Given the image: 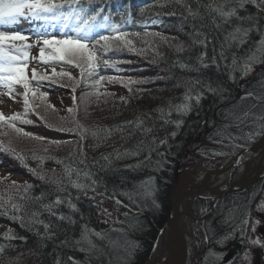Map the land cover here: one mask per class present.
<instances>
[{
  "label": "trees",
  "instance_id": "trees-1",
  "mask_svg": "<svg viewBox=\"0 0 264 264\" xmlns=\"http://www.w3.org/2000/svg\"><path fill=\"white\" fill-rule=\"evenodd\" d=\"M163 2L164 0H109L106 5H101L117 19H119L118 13L131 12L133 23L127 26L129 31L160 33L168 38V43L163 42L159 37L145 38L152 42V46L162 54L159 57H156L151 50L145 57L126 50L109 53L115 59L130 61V63L118 64L117 67L121 69L119 72L112 68L101 69V73L106 76L145 80L147 83L133 87L146 89V91L139 92L133 98L127 88L120 83L102 82L104 86L99 88V92L114 95L101 96L99 103L96 102L95 96H89L87 98L89 106L85 114L80 97L82 91H91L90 88L86 89L84 84L80 83L73 91V81H69L67 77H52V73L49 76L51 79L41 81L43 87L39 89V92L45 88L69 95V103L63 109L55 108V112L52 109L47 110L46 116L49 123L59 124L60 117L69 115L66 110L77 106L79 108L77 119L85 128L112 129L113 131L106 139L103 138V133L100 134V138H94L89 132L87 139L82 142L85 153L82 157L76 149L78 136L75 133L46 127L45 123L32 112L27 118L34 123L18 124L26 132L62 143L59 146L48 145V151L45 152L40 142L20 137L27 139L26 143L19 144L17 147L12 144V147L24 155L23 161L9 153L0 152V156L4 157L2 159L0 157V163L6 159L16 168L15 174L21 175L20 179H14L13 173L0 172V196L5 199L11 196L12 202L23 205L25 211L18 215L24 216L25 220L33 211H38L39 219L52 225L50 232L53 238L41 239L36 235L37 230L43 232L42 225L22 226L19 221L12 219L13 213H9L8 216L0 215V245L6 246V254L0 256V264H9V261L11 264H54L57 259L61 264H72V261L68 259L69 256L73 257L78 264H149L158 248L154 250V246L157 244L159 246L161 239L165 237V223L170 209V192L180 166L186 163L195 151L203 159H215L222 156L218 153H223L224 148L235 147L238 150H234V154L230 156L233 157L253 146L263 136L255 135L251 140L242 138L249 132L258 130L259 124L262 123L255 117L264 116V100L253 97L264 94V63H253L251 71L246 75L242 73L241 65L249 49H253L256 42L264 35V14H259L258 9L253 5L245 4L242 9L237 7V14L242 17H253V20L233 19L230 24L224 25L221 29H215L208 18L201 21L199 17L193 19L189 16L185 20L187 12L179 5L172 6L176 9L177 15L165 14L170 9L160 8L159 4ZM186 2L193 10L198 7L195 0H186ZM203 2L207 3L208 0ZM141 8L145 9L144 15L140 13ZM157 12L161 14L156 15ZM200 12L203 14L204 10L201 8ZM153 19L157 23L153 24L151 22ZM202 23L207 24V27L201 28ZM18 24L11 27H16ZM192 25L200 28L207 35L205 44L193 43L194 40H200L203 37L193 35ZM238 25L243 28L251 26L252 31L247 37V43L239 47L233 43L229 49L225 45L224 37ZM53 28L60 31L58 26ZM170 44H182L185 50L177 53L174 47L169 46ZM221 45H225L224 50L227 56L225 60L219 58ZM140 46L142 45L137 43V47ZM202 53L208 64L207 68L200 66L197 62L196 58ZM233 53L238 61L235 71L232 70L231 64ZM213 56L217 58L219 66L212 63ZM153 58L158 63H150L149 61ZM176 60L193 66L195 70L189 71L179 68L178 65L174 66ZM65 70L70 71L75 80H80L79 69L66 66ZM60 71L61 68L57 66L56 72ZM230 72L234 79L229 78ZM159 77H166V79L162 80ZM197 79L202 83L193 89V95L197 91H203L200 103L196 104L195 100H192L190 111L182 113L173 110L168 116L169 102L173 105L182 103L186 82ZM53 80L57 82L53 83ZM178 84L179 87H177ZM209 84L223 91L216 94L208 92L206 85ZM249 92L253 93V96L242 99ZM120 97H128L129 102L123 103ZM46 102L49 104L47 97ZM39 103L38 100L37 104ZM21 104L23 109V100ZM160 108L165 110L163 119L161 113L157 111ZM36 111L45 114L43 108L38 107ZM245 112H250L251 115L238 120L237 117H242ZM137 117L144 121L143 127L152 128L153 131L145 134L143 127L138 129L134 124L116 130L118 125H125L127 121H134ZM165 119L170 123L166 124ZM177 122H180L179 126ZM63 126L70 128L73 125L65 121ZM173 132L175 136L171 135ZM218 132L224 135L230 133L235 139L222 140V136L217 135ZM153 137H156L158 141L166 139L167 143L150 144ZM0 140L7 142L3 136H0ZM138 147L141 149L139 155H124L126 151L128 153L137 151ZM149 148L152 149L150 160L146 159L149 156ZM33 152L45 157L40 167H38L40 161L32 159ZM74 152L75 155H73ZM102 156H108L109 160L102 159ZM56 159L62 160L63 164H57ZM81 159H85L84 164L79 162ZM65 165L81 170L79 181L81 183L91 184V181L83 177V172H90L92 178L97 181L94 186L96 191L89 188L85 194L68 184L67 180L63 185L65 190L58 191L53 183L39 179L29 170L43 171L52 177V170L55 169V176L63 178ZM73 179H76L75 173ZM13 181L17 184L31 185L30 195L33 197L44 193L46 198L43 203L45 204L51 203L59 195L65 202L53 211L71 217L75 223L58 220L56 216H51L46 210L40 208V205L32 199L20 200L19 196L23 194V189L18 192L12 187ZM144 181H150L147 187L152 191V195L145 194V188L142 187ZM129 194L132 195L135 203L129 199ZM263 194L264 179L249 189L232 192L222 197L212 213L197 222L199 231L195 235L198 244L201 238L204 242L198 264H222L223 258L229 251L233 254L230 264L238 261L246 247L254 210ZM153 199L159 207L153 205ZM68 200L76 205L78 211L68 207ZM100 200L111 202L122 210L123 220L114 225L103 222L100 217ZM182 205L185 206L184 211L197 219L211 210V202L207 200L192 198L185 200ZM245 218L248 219V224L243 225L242 232L241 221ZM195 223L192 222V225ZM83 225H87L95 232L104 233L107 237L101 240L90 236L97 246L91 253L80 251L79 246L75 244V241L80 239ZM8 229H11V234L18 238L5 239L4 233ZM65 240L67 242L63 243ZM109 241L115 243L110 244ZM186 264H189V256H187Z\"/></svg>",
  "mask_w": 264,
  "mask_h": 264
},
{
  "label": "snow or ice",
  "instance_id": "snow-or-ice-1",
  "mask_svg": "<svg viewBox=\"0 0 264 264\" xmlns=\"http://www.w3.org/2000/svg\"><path fill=\"white\" fill-rule=\"evenodd\" d=\"M109 0H0V88L7 89V94L15 101L17 96L21 97L23 100V112H15L10 116H5L3 112H0V136L8 137L7 142L0 140V152L9 153L14 156V158L23 161L25 159L24 155L17 152L15 148L12 147V139L19 137H26L35 141L40 142L43 145L42 150L47 152L48 145H57L59 146L61 141H50L46 137L37 136L33 133L24 131L23 128L19 127L18 124H32V120L28 119V114L32 112L37 116L39 120L45 123L46 127L55 128L58 131H67L73 132L78 136L76 141V149L80 156H85L82 148V142L87 139V135L91 132V135L94 138H100V134L103 133V138H107L111 135L112 129H97L91 130L85 128L79 123L77 119L79 108L74 106L67 109V117H60L59 124H51L47 120V110L52 109L55 112V107L46 102L47 93L39 92V89L43 87L41 81L49 80L51 77L46 74L37 73L36 68L32 69V76L29 79L26 75V68L29 63V52L36 45H42L39 47V62L50 67L52 71V77H67L69 81H73V91L75 87L79 86L80 83H83L85 88H90L91 91H82L80 97V103L84 105L83 111L87 114L88 102L87 98L89 96H95L96 102H100V97L108 95L107 92H99V88L103 87L102 82L111 83H120L123 87L127 88L130 96L135 98L137 94L141 91H146V89H134V85L147 83L145 80H135L131 77H116V76H106L101 73L102 68H112L115 71H121L117 67L118 64L130 61H121L115 59L109 55V53H119L122 51L133 52L141 57L148 55L149 50L155 53L156 57L161 56L162 54L157 51L156 47L152 46V42L145 39L146 37H159L163 42L168 43V38L162 36L160 33H149L147 31H129L128 25L133 23L132 13L131 12H121L117 15L119 19L112 15V13L107 11L106 7L101 5H106ZM197 8H193L186 2V0H164L163 3L159 4L160 8L170 9L167 13L169 16L177 15V11L173 8V5H179L186 12L187 16L184 17L186 20L189 16L193 19L199 17L201 21H204L206 18L210 19L211 25L215 29H221L224 25H228L232 22L233 19L237 21H242L245 19L253 20V17H242L237 14V7L244 8L245 4H251L256 9H258L259 14H264V0H208L207 3H204L203 0H195ZM203 9V14L200 12V9ZM141 15H144L145 9H140ZM161 13L157 12L156 15ZM20 18L30 19L33 21H40L43 24L50 25L52 27L59 28V35L48 33L47 31H42L37 34L35 37H29L17 30H13L10 26L16 24ZM153 24L157 23L156 20L151 21ZM194 28L193 35L196 37H203L200 40H194L193 43L205 44L208 37L207 35L196 28L195 25H192ZM207 27V24L202 23L201 28ZM67 29V31H65ZM252 31V27L243 28L241 26H236L232 31L227 32L224 37L225 45L230 49L235 43L237 47L247 43V37ZM29 39H34L36 44L26 43ZM175 39V38H173ZM139 43L140 47H137ZM221 45V51L219 53L220 60L227 59L225 55L224 47ZM174 47L177 53L183 52L184 46L182 44L169 45ZM47 53V54H45ZM31 59L35 60L36 57ZM197 62L200 66L207 68L208 64L205 62L204 54L202 53L197 58ZM150 63L156 64L158 61L153 58L149 61ZM260 62L264 63V35L261 36V39L256 42L253 49H249L246 53L244 62L241 65V70L243 74H247L251 71L252 64ZM212 63L217 64V58L213 56ZM232 70L235 71L238 64L237 57L235 53L232 55ZM178 65L181 69H186L189 71L195 70L193 66L183 63L180 60H176L174 66ZM59 66L61 71L56 72V67ZM71 67L79 69L80 80H75L70 71L65 70V67ZM217 66H219L217 64ZM160 79H166V77H159ZM229 78L234 79L231 72L229 73ZM35 82V83H33ZM53 83L57 82L56 80L52 81ZM202 82L197 79L195 81H188L185 84V92L183 95V102L180 104L173 105L169 102L167 115L170 116L172 111L187 113L190 111L192 105L191 101L195 100L196 104L200 103V100L203 96V91H197L193 95V89L201 84ZM18 86V88H17ZM180 85L178 84L177 87ZM21 89V90H18ZM206 90L211 93H218L223 91V89H218L212 87L210 84L206 85ZM39 93V94H38ZM253 96V93L249 92L242 99H247L248 97ZM43 98V99H41ZM254 99L264 100V94L260 96H254ZM40 101L37 104V101ZM120 100L127 104L129 102L128 97H120ZM75 101V97H74ZM2 102V101H0ZM43 108L45 114L37 112L36 108ZM255 107V105H253ZM161 113V118H164L165 110L163 108L158 109ZM251 115L250 112H245L242 117H237L238 120H243ZM256 120L262 121L259 124L258 130H253L247 134L246 137H242L246 140H251L255 135H264V116L255 117ZM68 121L73 126L70 128L64 127V122ZM166 124L170 121H164ZM180 122H177L179 126ZM135 125L136 128L143 127L144 121L137 117L134 121H127L125 125H118L116 130H121L123 127L128 125ZM227 126H225L226 128ZM14 134V137L9 136V131ZM152 128L143 127V132L145 134L151 133ZM175 136V132L171 134ZM217 135L222 136L223 139H235L231 134L224 135L221 132H218ZM222 140L220 142H222ZM165 144L167 143L166 139L157 140L156 137L150 141V144ZM143 144V141H141ZM239 146V145H237ZM151 148H149V156L146 159L150 160ZM141 149L138 147L137 151L128 153L127 151L124 155H139ZM76 153L74 152L73 155ZM223 154V153H218ZM119 156V154H118ZM48 159H55L54 157H47ZM33 160H39L40 167L43 165L45 157L36 155L33 152ZM102 159L109 160L108 156H102ZM81 164L85 163V159L79 161ZM57 164H63L62 160L56 159ZM98 163V161H97ZM34 175H37L41 180H48L53 183L58 191H64L63 187L64 181L67 180L68 184L72 187L84 192L86 194L87 190L91 188L92 191H96L95 185L97 181L92 178L90 172H83V177L86 180L91 181V184L81 183V170L73 168L71 165H65L63 170V178H57L55 176L56 170L53 169V176L49 177L46 172H37L36 169H29ZM75 173L76 179H73V174ZM150 181H144L142 187L145 188L146 195H152V191L148 190V185ZM12 187H14L18 192L23 189V194L19 196L20 200L32 199L40 205V208L46 210L51 216H56L58 220L65 221L67 220L70 224H74L75 221L71 217H66L63 214H58L53 211L54 208L63 204L65 201L57 195L56 198L49 204L43 203V200L46 198L44 193H41L39 196H31L30 192L32 189L31 185L28 184H17V182H12ZM129 199L135 203V200L132 198V195L129 194ZM117 203H120L117 201ZM152 203L154 206L159 207L156 203V200L153 199ZM68 207L73 211H78L76 205L67 201ZM261 212H264V205H261L258 209ZM24 206L20 203L12 202V197L9 196L5 199L3 196H0V215L8 216L9 213H13L12 219L17 220L21 223L22 226H33V225H42L43 232L39 230L36 231V235L41 239H52L53 234L50 232L52 225L45 223L43 220L39 219L40 213L38 211H33L31 215L25 220L24 216L18 215L21 212H24ZM106 211V210H105ZM110 215V214H109ZM127 215V213H125ZM248 224V219L245 218L241 221V231L243 232V225ZM254 230V226H253ZM90 236H95L101 240L106 239L104 233L95 232L88 228L87 225L82 226V231L80 239L75 241V244L79 246L80 251H87L91 253L94 249L97 248L96 244L90 239ZM5 239H17L11 234V229H8L4 233ZM22 239V238H21ZM65 240L63 243H66ZM110 244L115 242L109 241ZM252 245H259L264 247V242L259 239L250 240ZM86 246V247H85ZM158 247V244L154 246ZM6 254V246L0 245V256ZM72 264H78V262L71 256L68 257ZM244 259H248V253L244 254ZM11 264V261H9ZM54 264H61L60 260L57 259Z\"/></svg>",
  "mask_w": 264,
  "mask_h": 264
},
{
  "label": "rangeland",
  "instance_id": "rangeland-1",
  "mask_svg": "<svg viewBox=\"0 0 264 264\" xmlns=\"http://www.w3.org/2000/svg\"><path fill=\"white\" fill-rule=\"evenodd\" d=\"M19 23L16 27H11L13 30H17L29 37H35L42 31H47L51 34L59 35V32L56 28L49 26L47 24H43L40 21H33L30 19L20 18ZM26 43L36 44L34 39H29ZM42 45H36L33 47L29 52V63L26 68V75L29 79L32 76V69L36 68L38 74H46L48 76L51 75L52 71L51 68L39 62V47ZM47 54V53H45ZM32 57H36L37 59L33 60ZM18 88V86H17ZM21 90V89H18ZM41 92L47 93V101L50 105H53L56 109H63L69 103V95L63 94L61 92H55L53 90H40ZM0 112H3L5 116H10L15 112H22V99L21 97L17 96L15 101L7 94V89L0 88ZM9 131V136L14 137V135ZM8 139V137H5ZM7 141V140H6ZM27 139L13 138L12 144L14 146H19V144L26 143ZM234 150H238L235 147L232 148H224L223 154L220 158L215 159H203L196 151L192 153L187 162L180 166V170L178 173L192 170L199 168V171L203 170H217L221 168L224 161L230 158L231 155L234 154ZM1 159L3 156H0ZM4 158V157H3ZM13 171V172H12ZM16 168L11 162H8L6 159L2 160L0 163V172L2 174L5 173H13L14 179H20L21 175L15 174ZM101 212L100 217L103 222L108 224L114 225V223H120L123 220V211L118 209L114 204L108 202L106 200H100ZM184 203V202H183ZM187 204H185L186 206ZM264 205V194L254 210L253 217L251 223L249 225L248 231V238L246 242V247L243 253L241 254L240 258L235 264H264V247L259 245H252L250 240L259 239L264 242V212L259 211V207ZM182 205L183 207H185ZM106 210V211H105ZM186 212V211H185ZM190 214L189 212H186ZM110 214V215H109ZM197 219V218H196ZM192 222L195 223L196 221H190L189 218L186 219L185 217L179 220V225L181 232L183 234L186 248H187V256H189V264H198L200 259L201 253L203 252V240L201 238V242L198 244L196 233L199 231L198 224L192 225ZM254 226V230H253ZM200 235L201 232H199ZM165 238V239H164ZM168 246L166 243V236L161 239L158 248L155 250L154 254L152 255L149 264H166L169 261L168 257ZM248 253V259H244V254ZM232 252L229 251L228 254L223 258L222 264H230L232 259ZM173 261V260H172Z\"/></svg>",
  "mask_w": 264,
  "mask_h": 264
},
{
  "label": "water",
  "instance_id": "water-1",
  "mask_svg": "<svg viewBox=\"0 0 264 264\" xmlns=\"http://www.w3.org/2000/svg\"><path fill=\"white\" fill-rule=\"evenodd\" d=\"M264 149V135L251 147L239 152L237 155L226 159L217 170L198 171L200 167L186 170L175 175V182L170 192V209L165 223V236L168 248L172 250L173 264H186L187 248L180 229L179 220L181 216L199 222L207 218L213 211L217 202L224 196L242 190L249 189L257 182L264 179L253 174L252 163L256 155ZM247 168V176L235 181L239 172ZM194 174V180L190 187H180L178 177L184 174ZM223 180L224 185L220 190H212L208 186V181ZM200 199L211 202V210L200 219H196L191 214L182 212V204L187 199Z\"/></svg>",
  "mask_w": 264,
  "mask_h": 264
},
{
  "label": "bare ground",
  "instance_id": "bare-ground-1",
  "mask_svg": "<svg viewBox=\"0 0 264 264\" xmlns=\"http://www.w3.org/2000/svg\"><path fill=\"white\" fill-rule=\"evenodd\" d=\"M252 168H253V174H255V176H261L264 173V149L258 155L255 156L253 163H252ZM247 174H248L247 168L246 169L243 168V171L241 170L239 172V175L237 176L235 181H240L244 179L247 176ZM193 180H194L193 173L180 175L178 177V183L180 187H190L193 183ZM223 185H224L223 180L208 181V186L212 190H220L223 187ZM182 212L186 213L183 209H182ZM184 217L188 219V217L184 215V216H181L180 220ZM189 220L193 221L191 219ZM167 250H168L169 261L166 264H173L172 250L171 248H168Z\"/></svg>",
  "mask_w": 264,
  "mask_h": 264
}]
</instances>
